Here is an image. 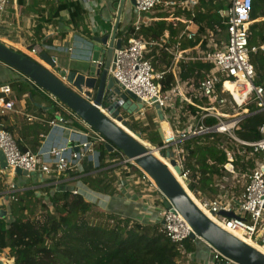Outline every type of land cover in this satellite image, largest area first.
<instances>
[{
    "label": "built area",
    "instance_id": "2783aa9c",
    "mask_svg": "<svg viewBox=\"0 0 264 264\" xmlns=\"http://www.w3.org/2000/svg\"><path fill=\"white\" fill-rule=\"evenodd\" d=\"M225 1L228 7L226 10L219 11L226 23L225 39L216 41L208 38L205 45H203L204 40H202L194 48L183 50L179 44L170 45L168 35H164L159 40L144 38L141 35V28L149 23L147 16L156 7H162L170 14L176 11L189 12L192 18L184 21L185 28L182 35L187 40L196 42L200 37V24L198 23V15L195 13L199 0H135L137 21L133 24V32L123 36L122 48L115 50L109 75L117 82L122 93L131 92L134 94L144 109L158 108L161 110L163 120L156 122L159 123L160 121L163 137H161V143L153 148L160 155L163 152L166 153L163 162L173 173H176L174 175L181 178L185 187L181 185L185 191H189L196 198L198 204L193 200L196 206L225 232L249 245L251 242L264 248V123L259 127L260 137L256 141H245L236 135V128L247 117L264 113V87L256 84V73L250 58L252 53L264 51V44L259 47H251L249 44L253 0ZM9 6L10 0H0V28L4 27L6 23L5 17H7ZM154 49L164 50L174 55L171 72L175 76L176 86L166 92L162 90L160 81L164 79L167 71L156 70L152 58L148 57ZM55 50L57 53L63 52V50H57L48 45H36L27 47L22 53L37 60L42 52L48 54L55 52ZM72 51V48L66 49L68 53ZM50 57L54 59L57 66V58ZM199 62L208 64L211 68L196 87L190 88L189 80H181L180 64L187 67L190 63ZM96 64L101 67L104 65L100 61H97ZM226 83L234 86L238 98L233 92L225 88ZM13 95L9 84L0 85V117L16 112ZM50 97L57 106L75 119L80 120L59 101L52 96ZM122 104L123 101L121 100ZM186 105L197 108L202 114L198 113L196 116L187 114L185 111L187 120L183 123L181 113L186 109ZM253 106L256 107V112L251 113L250 110ZM100 110L117 118L103 106L100 107ZM120 116L123 117V121H120L123 124L131 119H138L122 114L121 111ZM26 118L29 122L38 120L33 116ZM208 118H214L216 124L207 126L205 120ZM192 122L195 123L191 125ZM60 123L66 122L62 119L52 121L49 125L52 129L58 127ZM80 123L85 129L83 132L87 141L84 143L69 141L66 146L52 147L48 151L38 149L37 152L30 149L22 152L14 135L1 125L0 152L5 157L8 171L0 167V178L15 174L14 171L17 169L29 174H41L47 177L60 176L76 170L79 163L87 156L94 154L100 144H108L103 136L81 120ZM164 123H166V128L162 126ZM208 134H219L232 140L231 149L224 145L221 146L227 155L225 168L229 173L216 180L219 193L214 198L207 196L198 198L197 195H200L198 190H191L195 180L191 177V170L186 166L187 142L195 137ZM41 138H44V135ZM115 151L120 154L121 164L124 166L129 164L130 160L121 151L115 149L113 152ZM235 154L240 155L245 161L250 160L253 168L245 174L235 172L233 166ZM45 156H48L49 160H46ZM171 160H175L176 168H179L180 172L177 173L176 168L171 166ZM125 171L131 172L127 178L120 174L115 175L117 178L115 179V187L119 193L126 191L127 180L132 179L136 182L135 184L144 185L146 193L151 198H157L158 202L164 203V206H156L154 200L153 202L148 200L146 210L138 212V215H143V219L138 220L144 223L147 214L148 216H155L154 221L161 225L160 232L166 235L172 243L178 244L179 249L183 252L184 241L193 234L191 227L174 206L165 207L166 197L153 185L147 174L139 171V169L136 170L143 175L139 180L132 173L133 170L125 169ZM238 177L244 179L239 193L236 191L238 190L236 189ZM230 180H232L231 183ZM15 191V187L9 185L6 192L0 194V211L5 210L7 212L5 217L7 222L12 220L10 202ZM154 191L159 194L158 197L151 195ZM73 193L78 194L77 191ZM222 212L232 213L234 217L224 216ZM205 244L213 255L211 264H237L222 256L207 243ZM4 259V254H0V260L6 264Z\"/></svg>",
    "mask_w": 264,
    "mask_h": 264
},
{
    "label": "trees",
    "instance_id": "16d2710c",
    "mask_svg": "<svg viewBox=\"0 0 264 264\" xmlns=\"http://www.w3.org/2000/svg\"><path fill=\"white\" fill-rule=\"evenodd\" d=\"M44 3L51 11L49 18L44 19L46 22H52L61 12L68 10L70 24L76 29L83 27L90 36L85 25L87 13L78 1L48 0ZM227 7L225 0H199L195 13L200 22V37L196 42L189 41L182 35L185 28L182 18L191 19V14L181 11L170 14L162 7H156L152 11L155 20L141 28V35L148 40H159L168 34L170 45L179 44L183 50L194 48L202 40L205 45L208 38L213 39L212 35L220 34L221 39L213 40L221 41L226 37V23L219 11ZM251 21L249 44L251 47H259L264 44V0H253ZM41 29L40 25L36 27L34 41L43 39ZM131 32L133 26L127 34ZM148 57L152 58L156 70L167 71L164 79L160 81L162 90L166 92L174 88L176 79L171 72L174 55L154 49ZM250 58L256 73V84L264 87V51L252 53ZM210 68L211 66L201 62L190 63L187 67L180 64V76L184 81L189 80L190 88H194ZM191 78L194 80L191 81ZM9 85L16 98V110L20 108L19 102L25 99L26 109L40 117V121H44L40 123L38 121L29 128L31 132L27 135L28 139L24 141L16 139L22 152L29 149L37 152L41 145L39 135L48 133L49 123L52 121L71 120L74 127L85 130L79 122L66 115L55 102L47 98L28 80L12 79ZM40 101H44L54 109V113L46 114L45 119H42L44 111L37 107L41 104ZM102 106L107 108L108 105L104 103ZM26 109L23 111L20 108L24 117L27 114ZM185 111L196 116L201 113L197 108L186 105V109L181 113L183 123L187 120ZM250 112H256V107L253 106ZM157 123L150 120L145 124L141 120L131 119L127 125H130L133 133L140 135L149 146L154 147L161 143L160 126ZM194 123L192 122L191 125ZM263 123L264 113L253 114L236 128V135L245 141H256L260 137L259 127ZM205 124L213 126L216 120L208 118ZM1 125L13 134L12 127L7 126L2 119ZM232 143L231 139L219 134L195 137L187 142L186 166L191 170V177L195 180L191 190H198L200 193L197 195L198 198L202 196L214 198L219 193L216 180L229 173L225 168L227 155L221 146L231 149ZM96 151L99 154L97 170L100 173L86 174L81 181L94 192L107 196L119 195L115 187V175L120 174L127 178L131 172L125 171L120 154L116 151L110 152L105 144H100ZM233 166L235 172L239 174H245L253 168L250 160L245 161L238 154L234 156ZM132 173L139 180L143 177L140 172ZM138 186L139 191L145 189L142 184ZM31 187L28 185L22 189L15 188L16 191L11 196L10 202L12 220L7 222L6 218L0 219V254H5L7 264H199L200 262L198 261L200 243L197 240L191 238L185 240L182 252L178 244L172 243L160 232L159 222L142 223L138 219L103 212L81 194H74L68 189L51 192L53 187L43 189H31ZM5 192L6 187L0 181V194ZM151 195L159 196L155 191ZM158 205L164 206V203L158 202Z\"/></svg>",
    "mask_w": 264,
    "mask_h": 264
},
{
    "label": "crops",
    "instance_id": "0c3cea01",
    "mask_svg": "<svg viewBox=\"0 0 264 264\" xmlns=\"http://www.w3.org/2000/svg\"><path fill=\"white\" fill-rule=\"evenodd\" d=\"M44 1L48 0H10L8 14L7 17H5L6 23L4 27L0 29V40L4 43H8V45L11 46L10 48L19 52H23L27 47L36 45H48L57 50H63V52L59 53H57L56 50L55 52L48 53L50 56L57 58L58 69L67 71L74 70L80 73L85 72L92 63L94 57L95 45L93 38L111 34L118 13L115 5L120 3L121 0H74L78 1L87 13L85 25L90 36L87 35L83 27L76 29L70 24V13L68 10L61 12L59 17L52 22H46L44 19L49 18L51 11L49 7L45 5ZM223 10H226V8ZM154 16V12L148 14L147 18L149 19V23L155 20ZM137 18L138 14L135 10V6H133L130 1H127L125 3L120 27L121 37L128 33L129 29L137 21ZM185 20L187 19L183 17L182 22ZM198 23L200 24V22ZM38 25L42 28L41 35H43V39H36L34 41L33 37ZM165 35L167 36L168 34ZM69 48L73 49L71 53L66 52V49ZM19 78L24 77L8 66L0 63V85L9 84L10 80ZM225 88L231 91L234 89V86L230 83H226ZM44 94L47 98L55 102L48 94ZM13 99L16 102L14 95ZM40 103L41 104L37 105V107L44 111L42 119L46 118V114L54 113V109L51 106L47 105L44 101H40ZM19 106L25 111L26 100H21ZM20 108L14 113H9L8 117H0V120L2 119L7 126L12 127L13 135L17 140L24 141L28 139L27 135L31 132L29 128L33 127L38 121L39 123L44 121H40V117L34 115V113H30L27 109L25 117L22 116ZM61 110L80 123V120L75 119L63 109ZM27 116L36 117L38 120L29 122L26 118ZM65 122L66 123H60L56 128L51 129L50 127V130L44 135V138H41L43 134L39 135V139H41L39 149L48 151V149L52 147L66 146L69 141L75 143H84L87 141V137L82 129L74 127L71 120H66ZM162 126L165 127L166 123ZM98 158L99 154L96 151L94 154L84 158L79 163L76 170L60 176L54 175L47 177L41 174H35L33 177H23L17 174H10L9 176L0 178V181L6 189L9 185L18 189L31 185V189L53 187L51 192L63 189H68L72 192L77 191L78 194L84 196L86 200L96 204L98 209L103 212L131 219H143V215H138V212L146 210L148 207L146 204L147 201L150 200L153 202V200L151 196L146 193V189L139 191V186L135 184L136 182L132 179L127 180L128 185L126 191L113 196L94 192L81 181V178L86 174L97 175L100 173V171L97 170L99 166ZM45 159L49 160L48 156H45ZM115 179L117 178L115 177ZM183 186L185 187L184 183ZM187 192L190 197L197 202L195 197L189 191ZM152 218L153 216L149 215L145 220L150 221ZM198 256L200 260L205 263L206 260L212 261L213 255L204 243L198 244ZM198 256L196 257L198 258Z\"/></svg>",
    "mask_w": 264,
    "mask_h": 264
},
{
    "label": "water",
    "instance_id": "95a60500",
    "mask_svg": "<svg viewBox=\"0 0 264 264\" xmlns=\"http://www.w3.org/2000/svg\"><path fill=\"white\" fill-rule=\"evenodd\" d=\"M127 1L135 6V0H121L115 5L118 13L111 34L93 38L95 45L93 62L83 73L74 70H59L54 59L46 52H42L38 60H34L24 53L10 48L1 40L0 63L18 72L39 90L52 96L83 123L103 136L108 142L106 147L110 152L117 149L128 160H133L139 167V171L147 174L160 193L169 200L170 204L166 203L165 207L174 206L191 227L193 234L190 238L192 240H202L222 256L237 264H264L262 252L216 226L196 206L163 160L157 158L152 151L145 148L140 140L131 134L130 125L125 122L126 129H124L100 110V107L106 103L108 111L117 116L118 121H123V117L120 116V108L129 99L138 101L131 92L122 93L117 82L109 75L115 50L121 49L123 45L120 27ZM97 61L103 62V67L97 65ZM83 91H86L84 93L88 100L79 94ZM91 99H94L93 102L90 101ZM121 100L123 101L122 105ZM159 132L163 137L161 128H159ZM136 137H140V135L136 134ZM165 156L166 153H161L162 158ZM170 164L176 168L175 160H171ZM0 167L8 171L2 152H0ZM175 170L177 173L179 172L177 168ZM14 173L23 177L34 176V174H29L21 169L15 170ZM6 215L5 210L0 211V219L5 218ZM222 215L234 217L232 213L222 212ZM0 264H4L3 260H0Z\"/></svg>",
    "mask_w": 264,
    "mask_h": 264
},
{
    "label": "rangeland",
    "instance_id": "374dc122",
    "mask_svg": "<svg viewBox=\"0 0 264 264\" xmlns=\"http://www.w3.org/2000/svg\"><path fill=\"white\" fill-rule=\"evenodd\" d=\"M262 20V18H261ZM220 35V34H219ZM218 34L215 36V35H212L213 39H221L220 36ZM4 43V42H3ZM6 45H8V43H5ZM9 46V45H8ZM11 47V46H9ZM48 69H50L49 67H47ZM194 80V78H191V81ZM65 82V81H64ZM196 82V81H195ZM66 83V82H65ZM67 84V83H66ZM68 85V84H67ZM72 88V87H71ZM74 89V88H73ZM82 97H84L85 99L88 100V97L86 96L85 93H79ZM94 99H91L90 101L93 102ZM143 106L139 103V101H133L131 99H129L120 109L121 113L122 114H127L129 116H132V117H135L137 120H141L143 121L144 123H148L150 120H154V121H157V120H163V114L161 112V110H159L158 108H155V109H142ZM105 109V108H104ZM113 119H115L117 122H115L116 124H121L120 127L126 129V126L121 123L120 121H118V119L116 117H113ZM131 119V118H130ZM160 123V122H159ZM158 124V126H160V124ZM118 124V125H119ZM133 133V132H132ZM134 135H136L134 133ZM136 137V136H135ZM138 140H142L144 141L141 137H136ZM125 169L127 170H133V172H136V170L134 168L131 167L130 164H126L125 166ZM178 171L180 172V169L177 168ZM175 173V172H174ZM176 174V173H175ZM238 180V186L236 189L237 193H239V189H241V185L243 184L244 182V179L243 177H238L237 178ZM232 180H230V183H231ZM152 200H154L155 204L154 205H158L157 202H158V199L157 198H152ZM145 211V210H144ZM147 217H148V214H147ZM154 218L155 216H153V218L150 220V221H143L144 223H150V224H153L154 222ZM198 243L200 244H204L202 241H199L198 240ZM4 257H5V254H4ZM6 261V259H4ZM200 260V258H199ZM198 260V261H199ZM7 264V263H6ZM184 264V263H183ZM199 264H203V262L200 260V263ZM205 264H211V260H206Z\"/></svg>",
    "mask_w": 264,
    "mask_h": 264
},
{
    "label": "bare ground",
    "instance_id": "6f19581e",
    "mask_svg": "<svg viewBox=\"0 0 264 264\" xmlns=\"http://www.w3.org/2000/svg\"><path fill=\"white\" fill-rule=\"evenodd\" d=\"M231 92H233L234 93V95H235V97L236 98H238V94H237V92H236V90H235V88L233 89V90H231ZM105 112V114L108 116V117H110L114 122H117L115 119H113V117H111L106 111H104ZM119 124V123H118ZM121 124H119V126H120ZM166 128V127H165ZM131 133V132H130ZM134 137L136 136V135H134V133H131ZM136 138V137H135ZM140 142H141V144L145 147V148H147L148 150H150V151H152L156 156H157V158H160L161 160H163V158L161 157V155L157 152V151H155L154 150V148L153 147H151V146H149L145 141H142V140H140ZM163 161H165V160H163ZM129 164L131 165V167L132 168H134L135 170H138L139 169V167L134 163V161L133 160H130L129 161ZM174 174V173H173ZM180 182H181V184L183 185V181L181 180V178H179V177H177V175H174ZM149 178V177H148ZM150 179V178H149ZM151 180V179H150ZM152 181V180H151ZM152 183H153V185L155 186V184H154V182L152 181ZM189 195V194H188ZM190 196V195H189ZM191 198V197H190ZM192 199V198H191ZM193 200V199H192ZM166 201H167V203L168 204H170L169 203V200L166 198ZM196 202V201H195ZM197 203V202H196ZM198 204V203H197ZM248 242V241H247ZM251 245H253L257 250H259L260 252H262L263 254H264V248H262V247H259V246H257V245H255V244H253V243H251V242H249ZM6 262V261H5Z\"/></svg>",
    "mask_w": 264,
    "mask_h": 264
}]
</instances>
